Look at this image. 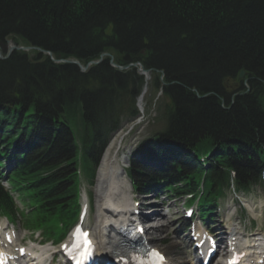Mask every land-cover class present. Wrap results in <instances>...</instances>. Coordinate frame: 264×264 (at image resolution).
Masks as SVG:
<instances>
[{
    "label": "trees",
    "instance_id": "trees-1",
    "mask_svg": "<svg viewBox=\"0 0 264 264\" xmlns=\"http://www.w3.org/2000/svg\"><path fill=\"white\" fill-rule=\"evenodd\" d=\"M7 39L31 49L0 57V159L16 162L0 172V216L66 232L79 210L78 170L93 177L122 121L139 115L140 65L166 100L160 135L178 144L154 141L167 177L133 167L136 188L162 180L209 212L231 185L262 182L264 0H0V46ZM71 59L102 60L86 71L56 62Z\"/></svg>",
    "mask_w": 264,
    "mask_h": 264
},
{
    "label": "rangeland",
    "instance_id": "rangeland-1",
    "mask_svg": "<svg viewBox=\"0 0 264 264\" xmlns=\"http://www.w3.org/2000/svg\"><path fill=\"white\" fill-rule=\"evenodd\" d=\"M6 46H14V44L10 41L6 42ZM0 53L2 55L5 53L1 47ZM161 94L162 93L161 91L159 92V89L153 88L150 85L149 79L147 89L142 96L143 100L141 104L144 110L141 111V116L132 122L131 119H124L120 129L113 137L114 139L112 141L115 140V144L112 147V154L117 157V161L126 166V173L129 172V161L130 163L133 162L131 154L133 151H135L136 146L145 138H148L151 135V131L154 133L163 127V122L160 119V112L164 110V104L166 100ZM3 171H5V169H3ZM126 173L124 176L127 177ZM184 173H191V171H185ZM127 180H129L128 177ZM81 185L82 195L84 193L88 195L89 201L91 203V212L87 223H89L90 225H88L92 227L93 222H95L94 218L96 215V186L90 187L88 181L83 177V175ZM91 194H93V200ZM131 197L137 199L133 205L137 207L138 210H146V212L149 213L154 210H159L162 212L161 215H164V217L160 216V218L153 220L158 222L157 224L153 223V221L152 224L146 220L141 221L145 225L154 224L153 228L156 230H154L155 232L152 231V235L150 234V236L154 238L155 243H157V247L163 251L166 249L167 252L165 253L169 256L170 260L174 261V264H195V262L192 260V243H187L188 231L185 230L184 226L187 222L182 221L184 218V210H182L181 205L184 203L186 196L175 197L174 195L164 196L163 194L161 198H155L153 195L148 196L139 194L133 190ZM218 204L220 205V209L215 210L216 213L213 215L214 218L218 217V221L212 220V225L210 226L211 229L212 227L219 228V225L222 227L220 221L227 223L228 226H230L231 223V226L236 228V230L235 228H232L227 234L232 241L233 238L236 237L235 231H238L240 237L242 239L246 238V240H248V236H250L252 233H254L252 235L258 233L264 235V181L254 185L251 192L248 193H235V191L231 189L228 191L226 197L221 199ZM185 206L190 208L187 205ZM20 207L22 208V206ZM167 223H171L170 226H165ZM14 224L15 226L8 223L4 217H0V228L4 229L7 227L8 229L4 230H10L11 232L14 230L17 237L16 243L19 242L23 246L31 247L34 241L39 242L42 240V237L38 235L40 233L39 230H34V233L23 230L22 221L20 218L16 220ZM186 227L188 228L187 225ZM204 227V230L207 232L210 230V228L206 226ZM222 230H224L223 227ZM248 243H250V241ZM263 244L264 243L262 242L261 245ZM35 246L37 245L35 244ZM53 250H55V248ZM219 258L220 256H217L214 259V262Z\"/></svg>",
    "mask_w": 264,
    "mask_h": 264
},
{
    "label": "bare ground",
    "instance_id": "bare-ground-1",
    "mask_svg": "<svg viewBox=\"0 0 264 264\" xmlns=\"http://www.w3.org/2000/svg\"><path fill=\"white\" fill-rule=\"evenodd\" d=\"M114 141L110 143V146L104 152L102 160L98 165L99 167L97 168L98 172L95 185L96 215L93 231L100 246L116 250L119 247L121 248V244L125 241L123 234H129V226L133 225L132 222H134V220L149 219L152 222L153 220H156V218H160L161 212L154 210L149 216H146L142 211H140V209L137 210V207L133 205L134 201L137 199L131 197V194L133 193L131 183L124 176L123 171H121L122 164L117 161V157L112 154V147L115 144ZM161 217H164V215H161ZM153 223L157 224L158 222L153 221ZM170 224L171 223H167L165 226H170ZM153 225H146L148 229H146V231L143 233L144 241L145 245H151L152 247L157 248V243H155L154 238L150 236V234L152 235V231L155 232L154 230H156L153 228ZM227 228L228 231L226 234L231 231L232 227ZM217 229L218 231H221L219 228ZM196 236L199 237V240H205L209 242L201 230H196ZM14 241V238H11L9 242L2 241L0 239V245H4V247L0 246V253L3 254L6 251L5 249H8V255H13L14 257H16V255L20 256L21 253L29 257L28 255L31 253V256L36 257L39 262L43 261L42 264H45L47 259L51 256L49 251L44 247H41L38 251L29 249L26 250L28 252L24 250V252L21 253L20 250L17 249L18 253L16 254L11 249ZM232 242L235 243L236 247L238 246V239L236 237L233 238ZM195 249L197 250V248ZM160 250L163 253L167 252L166 249L165 251L162 249ZM196 250L195 253L197 255ZM124 252L129 253L127 248L124 249ZM250 252L254 254L250 259L252 264H264V253L256 254L258 251H254L256 252L254 253L253 250ZM225 255H227L226 252L220 256ZM197 256L196 259H198ZM129 258L133 259V254L129 253ZM170 261V264H174L173 260ZM100 263L101 261L98 262V264ZM30 264H32V262ZM59 264H67V260L64 256L60 258ZM216 264L224 263L222 261H217Z\"/></svg>",
    "mask_w": 264,
    "mask_h": 264
},
{
    "label": "water",
    "instance_id": "water-1",
    "mask_svg": "<svg viewBox=\"0 0 264 264\" xmlns=\"http://www.w3.org/2000/svg\"><path fill=\"white\" fill-rule=\"evenodd\" d=\"M14 49H22V50H28V49H30V48H25V47H19V46H9V48H8V52H7V56L14 50ZM0 55H1V53H0ZM112 60V59H111ZM101 61V59L100 60H98V61H92L91 63H89V64H92V63H98V62H100ZM57 62H59V61H57ZM61 62H70V63H75V64H77L79 67H80V69L83 71V70H86L87 68H88V66H89V64H87L86 66H84V65H82V64H80V62H78L77 60H62ZM114 66H117L116 64H113ZM120 69H126L127 67H120V66H118ZM140 72H141V74H143V75H145L146 76V78L148 79L149 77V72H147L145 69H144V67L143 66H141L140 67ZM244 76V71H241L240 72V77H243ZM145 90V89H144Z\"/></svg>",
    "mask_w": 264,
    "mask_h": 264
},
{
    "label": "snow or ice",
    "instance_id": "snow-or-ice-1",
    "mask_svg": "<svg viewBox=\"0 0 264 264\" xmlns=\"http://www.w3.org/2000/svg\"><path fill=\"white\" fill-rule=\"evenodd\" d=\"M153 255H157V256H158L159 254H158V253H155V252L153 251Z\"/></svg>",
    "mask_w": 264,
    "mask_h": 264
},
{
    "label": "clouds",
    "instance_id": "clouds-1",
    "mask_svg": "<svg viewBox=\"0 0 264 264\" xmlns=\"http://www.w3.org/2000/svg\"><path fill=\"white\" fill-rule=\"evenodd\" d=\"M7 41L9 42V39H7Z\"/></svg>",
    "mask_w": 264,
    "mask_h": 264
}]
</instances>
